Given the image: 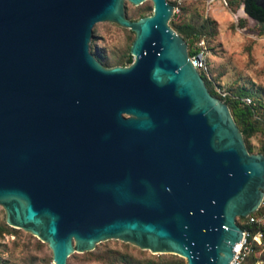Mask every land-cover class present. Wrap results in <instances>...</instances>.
I'll use <instances>...</instances> for the list:
<instances>
[{"label":"water","instance_id":"95a60500","mask_svg":"<svg viewBox=\"0 0 264 264\" xmlns=\"http://www.w3.org/2000/svg\"><path fill=\"white\" fill-rule=\"evenodd\" d=\"M127 1L153 11L132 20ZM173 15L168 0H0V205L53 264L109 239L230 264L238 218L263 201L264 153L249 151ZM105 21L135 32L130 65L92 53Z\"/></svg>","mask_w":264,"mask_h":264},{"label":"rangeland","instance_id":"374dc122","mask_svg":"<svg viewBox=\"0 0 264 264\" xmlns=\"http://www.w3.org/2000/svg\"><path fill=\"white\" fill-rule=\"evenodd\" d=\"M169 2L173 4L172 0ZM242 4L243 0H187L179 5L170 23L187 28L183 34L189 55L200 50L199 43L205 41L207 69L201 73L208 88L228 104H238L247 112L251 109L247 124L256 128L248 137L249 151L263 153L264 26L242 16ZM152 8V1L140 5L127 1L125 5L132 20L151 14ZM134 39L135 32L130 28L99 22L91 51L106 67L127 66L132 63L130 57L134 60L130 51ZM245 97L253 100L248 104L251 107L246 106ZM53 263L48 243L23 228L9 225L0 205V264ZM67 264H187V260L180 255L155 254L119 239H109L98 243L92 251L73 253Z\"/></svg>","mask_w":264,"mask_h":264},{"label":"built area","instance_id":"2783aa9c","mask_svg":"<svg viewBox=\"0 0 264 264\" xmlns=\"http://www.w3.org/2000/svg\"><path fill=\"white\" fill-rule=\"evenodd\" d=\"M172 1L175 13L179 10V5H182L187 0ZM199 47L201 49L195 54L190 55V58H192L195 67L202 72L207 69L204 40L199 43ZM220 92L224 97H226L227 94L225 92ZM243 101L247 104L253 103V100L250 97L243 98ZM240 218L241 220L239 221ZM238 223L241 225L244 232L240 242H237L234 246V252L236 254L230 264H244L247 258L256 251L257 246H262V250H264V197L260 207L247 217H239ZM254 264H264V259L262 257H258Z\"/></svg>","mask_w":264,"mask_h":264},{"label":"trees","instance_id":"16d2710c","mask_svg":"<svg viewBox=\"0 0 264 264\" xmlns=\"http://www.w3.org/2000/svg\"><path fill=\"white\" fill-rule=\"evenodd\" d=\"M241 9H243V11L245 12V14H243L240 10V14L242 16H247L249 19H251V21L256 22L258 25L264 26V8L259 7L256 4V0H243V4H242ZM152 11H153V8H152ZM173 26L181 35H183V37H185L183 32H185V30H187L186 27H183V26H181L175 22H173ZM191 55H192V52H191ZM131 62H133L132 57L129 58V63H131ZM245 104L247 107H249V106L251 107V105H248L247 103H245ZM229 105H230V108L233 112V115H234L239 127L243 131L247 146L250 149L248 137L252 134V132L256 128L255 126L253 127V126L247 124V122L249 120L247 113H249L251 115V113H252L251 109L249 108V110L247 112L244 108L240 107L238 104L232 105L229 102ZM240 220H241V218L239 219V221ZM254 230H255V228H254ZM258 257H262L264 259V250H262V246H257L256 251L247 258V260L244 262V264H254Z\"/></svg>","mask_w":264,"mask_h":264},{"label":"bare ground","instance_id":"6f19581e","mask_svg":"<svg viewBox=\"0 0 264 264\" xmlns=\"http://www.w3.org/2000/svg\"><path fill=\"white\" fill-rule=\"evenodd\" d=\"M130 2V1H129Z\"/></svg>","mask_w":264,"mask_h":264}]
</instances>
